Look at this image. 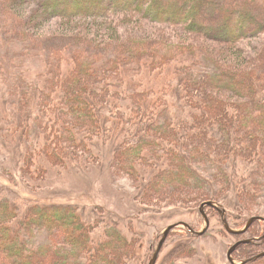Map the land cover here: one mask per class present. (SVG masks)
Returning a JSON list of instances; mask_svg holds the SVG:
<instances>
[{
  "label": "trees",
  "instance_id": "16d2710c",
  "mask_svg": "<svg viewBox=\"0 0 264 264\" xmlns=\"http://www.w3.org/2000/svg\"><path fill=\"white\" fill-rule=\"evenodd\" d=\"M1 1L13 11L28 2L44 9L38 18L26 19L17 47L18 36L12 35V44L5 39L6 54L0 51V143L8 150L29 144L26 176L40 180L72 158L103 162L98 149L116 139L122 168L148 174V188L156 193L204 191L205 181L212 180L200 167L211 164L223 183L219 192L234 184L240 204L264 198L256 187L264 173V0ZM53 18L86 20L90 27L84 29L88 33L60 37L63 44L52 51L32 44L39 24ZM135 19L183 27L221 48L188 40L166 46L170 40L143 34L127 37L122 29ZM113 39H120L113 43L116 50L100 58L69 47L87 41L102 46ZM36 53L48 57V68L37 75L29 69ZM7 54L15 63L7 64ZM231 162L238 164L235 174ZM222 195L202 203L221 201L232 212L234 201ZM80 210L35 203L25 211L10 195L0 196V264H127L134 240L105 220L100 219L102 226L86 220ZM247 212L250 220L261 215ZM54 228L62 238L38 244L39 233ZM256 243L264 246V238Z\"/></svg>",
  "mask_w": 264,
  "mask_h": 264
},
{
  "label": "rangeland",
  "instance_id": "374dc122",
  "mask_svg": "<svg viewBox=\"0 0 264 264\" xmlns=\"http://www.w3.org/2000/svg\"><path fill=\"white\" fill-rule=\"evenodd\" d=\"M1 3L0 0V41L5 44V39L8 38L6 41L12 44L10 37L14 35L15 38L17 35L14 43L17 47L20 38L23 37L20 36V33L24 28H27L24 26L26 19L38 18L40 14L44 13V9L38 3L28 2L23 8L18 6L13 11L9 4ZM42 22L43 24H39L38 30L35 29L33 32L31 43L39 42L42 48L49 46L48 49L51 51L58 44H63L60 37L76 33H88L86 30L90 27L86 20L70 23L63 18H53L50 21L44 20ZM126 25L127 27L131 25L130 28L122 29L127 37L143 34L162 37L171 41L170 43L158 42L162 46L164 43L166 46H172L178 40H188L196 42V45L206 49L214 47L220 50L221 48L220 45L203 39V36L190 33L179 26L154 23L147 19H135ZM77 27L79 28L77 29ZM6 33L8 34L5 35ZM116 36L119 37L118 33ZM90 37L98 39L95 34H90ZM66 40L69 44L70 40ZM112 41L104 43L105 45H102L104 48L91 41H87L83 45L72 43L69 47L100 58L116 50V45L113 43H119L120 39H113ZM254 42L258 46L260 45V41L254 40ZM2 46H0L1 54L5 55L8 48L6 44L5 47ZM8 47L11 48V45ZM42 55L34 54L38 58L35 57L34 67L29 68L33 74H40L48 68L45 59L48 57ZM7 60L9 62L7 64L15 63L9 60L8 54ZM2 96L3 93H0V100H2ZM12 103H15V98L12 99L11 105ZM34 127L39 130L36 122ZM32 137L36 138L34 134ZM29 147V144L25 143L14 145V147L10 146L8 150L7 144L5 146L0 143V150H3L0 152V188H5L4 192L0 190V196L10 195L14 200L25 205V211H29L35 203L46 206L74 205L81 209L80 212L88 221L97 219L101 226L100 219L107 221L111 227L119 228L128 235L129 239L135 242L132 246L133 253L132 251L129 252L127 264H151L167 230L172 225L180 223L181 225L172 232L167 241L158 264H235L231 259V250L240 241L250 239L253 240V244L245 243L235 253L238 263H243L248 260L247 258L264 252V246H258L256 243L264 237V221L257 222L252 227L253 232L249 231L247 235H237L231 232L226 221L228 219L234 229L244 230L251 221L248 218V210L264 215V198L260 197L259 201L255 197L245 198L244 204H240L239 189L234 184L227 191L223 192L220 189L219 192L217 186H221L223 183L214 175L217 168L211 164L205 168L200 167L201 173L212 180V184L205 181L204 191L189 188L181 194L175 191L176 193L172 192L171 195H163V193L149 190L150 188L146 183L149 180L148 174L143 175L136 171L135 175L122 168L121 161L117 157L119 146L116 139L111 141L109 145L102 146V150L98 149L99 152H104V163L101 162V158L83 163L72 158L73 163L68 166L61 164L52 167V170L43 175L40 180L31 179L24 174L23 166L26 164V160L28 162ZM235 165V162H231L228 166L233 174H235ZM246 178L248 177L246 176ZM258 179L256 187L264 195L263 172L258 174ZM147 190L149 191L147 192ZM185 193L190 194L192 199L184 196ZM199 193L202 194L201 199L198 196ZM220 193L230 195L235 207L231 209L232 212L226 209L227 215H225L216 207L208 206L206 209L212 219V225L205 235H201L199 232H204L209 227L208 219L203 210L205 203L202 201L205 198H213V195L216 197ZM217 202L221 206H226L221 201ZM186 223L191 224L192 228ZM62 235V231L58 228H54L53 231L49 229V231H41L36 241L40 245L50 244L62 238ZM2 259H5V256ZM251 264H264V259Z\"/></svg>",
  "mask_w": 264,
  "mask_h": 264
},
{
  "label": "water",
  "instance_id": "95a60500",
  "mask_svg": "<svg viewBox=\"0 0 264 264\" xmlns=\"http://www.w3.org/2000/svg\"><path fill=\"white\" fill-rule=\"evenodd\" d=\"M208 206H212V207H216L218 209H220L225 215H227V210L224 209L216 200H210L208 202H205L204 206H203V210L205 212V215L208 219V222H209V227L206 231L204 232H199L201 235H205L208 230L211 228V225H212V219L207 211V207ZM227 223H228V228L231 232L235 233V234H245L247 232L250 231V229L258 222V221H264V215H257L255 217H253L251 219V221L249 222L248 226L244 229V230H238V229H234L232 227V225L230 224L229 220L226 219ZM187 225H189L191 228H192V225L189 224V223H186ZM181 225L180 224H176V225H172L166 232V235H165V238L163 239L162 243H161V246L159 248V250L157 251L156 255H155V258L153 259L152 263L151 264H158L160 258H161V255H162V252H163V249L167 243V241L169 240L170 236L172 235V232L178 228L179 226ZM264 238V237H263ZM262 238V239H263ZM250 242H253L252 239L250 240H242L240 241L238 244H236L233 249L231 250V259L232 261L235 263V264H250L251 262H254L256 260H259L260 258L264 257V252L261 253L260 255L254 257V258H250L246 261H244L243 263H238L237 260H236V257H235V253L237 252V250L245 243H250Z\"/></svg>",
  "mask_w": 264,
  "mask_h": 264
}]
</instances>
